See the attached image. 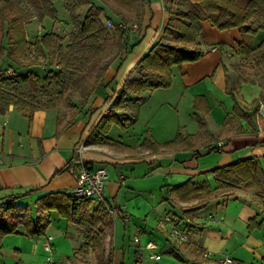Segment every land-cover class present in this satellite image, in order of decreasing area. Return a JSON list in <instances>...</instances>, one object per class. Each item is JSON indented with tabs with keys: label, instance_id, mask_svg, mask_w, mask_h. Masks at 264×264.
Wrapping results in <instances>:
<instances>
[{
	"label": "crops",
	"instance_id": "obj_1",
	"mask_svg": "<svg viewBox=\"0 0 264 264\" xmlns=\"http://www.w3.org/2000/svg\"><path fill=\"white\" fill-rule=\"evenodd\" d=\"M190 1L184 0L186 6L190 5ZM165 3L166 0H149L137 31L127 35L128 46L137 43L129 52H123L106 73V79L113 78L112 82L98 87L73 118L62 119L55 108L34 111L30 122L13 105L5 112L0 111V203L7 200L16 203L29 198L34 200V206H24L33 213L32 217L41 216L49 221L50 214L56 210L40 209L36 199L49 192L68 194L67 190L76 185L73 165L82 159L90 167L104 166L108 172L104 198L113 212L110 213L104 204L93 200L87 202L89 211L95 206L105 207L107 211L110 223L107 226L103 223L102 228L111 243L108 261L134 264L139 255L131 236L136 234V227L139 226L142 244L159 239L156 252L160 255L168 252L185 264H215L214 261H218L222 255L236 259L238 264H264L262 202L253 189H216L211 172L214 167L236 159H261L264 156V120H256V105L253 103L254 100H258V103L264 101V80L255 77L256 73H259L258 77L264 75V69L257 67L252 58L247 59L237 52L239 42L246 41L250 36L254 40L258 34H264V30L256 35L236 27L219 30L208 20H203L197 43L206 52L197 61L185 62L181 68L172 67V82L168 87L172 91L163 92L174 94L173 90L176 89L175 93H179L176 104L183 101L188 103L194 114L190 116L192 128L184 130L186 123L178 122L176 126H168L159 132L160 140L153 136V130L148 132V137L163 143L174 139L178 131L193 134V147L152 152L140 145V137L132 142L130 139L111 137L109 130L116 123L107 132L114 142L95 144L87 138L99 115L109 113L108 100L114 98L130 73L136 74L134 67L137 61L162 37L169 17ZM32 20L39 19L32 16L25 22L26 36L30 41L43 33L32 36L33 39L28 37L27 28ZM262 40L264 36L251 44L257 46ZM155 91L145 92L147 95L143 93L142 101ZM136 96L129 94L127 97L133 99ZM140 102L127 101L128 109L117 111L118 115H128L132 110L131 104ZM195 117L204 122L202 129ZM81 144L84 148L79 151ZM186 180L207 182L216 197L204 203H198L197 199L179 201L173 195L168 198L167 191ZM226 191L232 194L227 195ZM146 195L147 198H143ZM79 210L71 208L72 216L77 218ZM165 215L171 216L172 222L161 227L159 220ZM69 224L74 226V232L65 234L75 237L76 242L67 243L71 248V251H67L71 255H63L65 258L59 264H84L82 255L77 253L84 242L82 231L75 222L70 221ZM173 225L188 233L186 242L176 244L172 239L168 230ZM18 228L19 233L26 234ZM4 238L1 240L2 249L11 251L4 248ZM12 247L17 253L0 256V264H9L4 259L8 256H12L14 264H19L24 248ZM38 249L39 243H30L32 254H36ZM203 250L210 251L212 256L202 257ZM150 253V250H143V258L153 259ZM143 258L142 264L145 263ZM54 261L52 264H58ZM91 264H97L96 260H92Z\"/></svg>",
	"mask_w": 264,
	"mask_h": 264
},
{
	"label": "trees",
	"instance_id": "obj_2",
	"mask_svg": "<svg viewBox=\"0 0 264 264\" xmlns=\"http://www.w3.org/2000/svg\"><path fill=\"white\" fill-rule=\"evenodd\" d=\"M55 1L58 0H35L34 7L39 20L45 17L57 19ZM61 1L71 25L67 43L63 42V35L54 30H47L32 41L28 40L26 21L7 12L9 0H0V59L4 57L11 62L8 65L10 67L0 70L1 112L13 105L30 122L34 111L55 108L58 101L74 107L76 104L85 106L98 87L112 82L113 78L106 79V73L113 62L137 43L128 46L127 33L117 26L108 27L103 20H110L113 16L126 22L134 17L139 23L149 3V0H98L101 4L95 0ZM170 1L173 3V0ZM166 8L169 17L163 27L162 37L137 61L134 67L136 74L130 73L124 79L111 101L109 113L99 115L92 124L87 137L90 142H114L107 132L113 123L124 128L127 126V121L122 122L117 111L124 109L129 94L137 95L134 99L140 102L144 99L141 96L144 92L168 88L172 82V67L181 68L183 63L197 61L204 55L206 51L197 43L203 20H208L219 30L236 27L251 35L264 30V0H191L190 7L185 11H171L169 6ZM237 52L247 59L252 58L257 67L264 69V40L257 46L241 41L237 44ZM37 66H46L45 72L37 73ZM77 91H80L78 103H74L73 95ZM253 103L257 107L258 100ZM135 113L133 111L131 117L122 116L133 121L136 119ZM73 114L72 118L75 116ZM195 118L202 129L204 122L199 117ZM194 139L193 134L178 131L174 139L163 143L145 136L140 145L152 152L186 149L194 146ZM211 172L216 189H253L264 206V156L261 159H236L214 167ZM167 192L168 198L173 195L179 201L197 199L198 203L216 197L205 181L195 183L186 180ZM225 193L232 194L228 191ZM88 201L90 199L75 205L68 194L57 191L38 197L36 205L43 210H56L60 216L77 224L85 238L77 251L96 250L101 253L105 237L102 224L107 226L110 220L105 207L95 206L89 211ZM71 208L80 209L77 218L72 216ZM17 224H22L28 235L43 233L46 227L42 217L33 218L26 206L12 200L0 203V256L17 253L16 249L7 251L1 247L5 235L18 232ZM105 262L98 261L97 264H108L110 261Z\"/></svg>",
	"mask_w": 264,
	"mask_h": 264
},
{
	"label": "rangeland",
	"instance_id": "obj_3",
	"mask_svg": "<svg viewBox=\"0 0 264 264\" xmlns=\"http://www.w3.org/2000/svg\"><path fill=\"white\" fill-rule=\"evenodd\" d=\"M95 1L96 3L101 4V2H99L98 0H95ZM9 3L10 4L7 6V12L12 15L20 17L22 21H28V18H31L32 16L35 17L37 15V11L34 7L35 0H9ZM165 4L171 8V11H176L177 9L185 11L190 7V5L186 6L184 0H173V3H171L170 0H166ZM56 9H57V19L56 20H52L50 17H45L41 21L32 20L30 22L27 28L28 37H30V39H33L32 36L39 35L41 32H45L47 30H51L52 28H54V30L58 31L59 33L63 35L64 37L63 42L67 43L68 38H69V33L71 30V25L69 23L68 14L66 10L64 9L63 2L61 0L57 1ZM104 21L105 20H103V22ZM109 21L114 23L116 26L118 24H121V25L123 24L122 29L127 33V35L130 34V32L137 31L139 27L137 23V19L134 17H131L130 20L124 22L118 19L117 17L111 16ZM60 22H63V23H60ZM262 36H264V34L260 33L256 36V38H254V40L250 36L248 39H246L245 42L247 43L252 42V44L253 42L257 43ZM10 63L11 62L7 58H4V57L3 59L1 58L0 59V70L4 71L6 67H10L8 66ZM35 68H36L37 73L39 74H43L46 70V66H37ZM248 75L251 76V73L249 72ZM258 76H259V73H256L255 77L258 80L259 78L264 80V75H262L261 77H258ZM255 77L254 79L257 80ZM177 83L179 84V82ZM156 89H160V90L155 91ZM156 89L150 92L152 93L155 91L154 94L147 97L148 99L146 98L147 100L142 101L139 104H134V105L131 104L132 106L129 105L132 107V110H131L132 112L136 111L135 120L129 121L124 116L119 114L120 115L119 118L122 122L127 121V126L124 128L119 124L112 125L109 130V135L111 137H114L115 139H122V138L130 139L132 142V141H136L138 137L143 139L145 136H149L148 132L150 130H153L154 132L153 136H156L157 139L160 140L161 137L158 136L159 132H161L162 130H166L168 126H176L178 122L186 123V126L183 127V129L192 128L191 127V124L193 123L192 118H191L193 116V115L191 116V114H193L191 113L192 109L191 107H189L188 103H186L185 101L179 102L178 105L176 104V101L179 98V93H175L176 89L175 91L173 90L174 94H164L167 92H163V91H168V93L172 91L168 88L167 90H165L166 88H156ZM79 92L80 91H77V93H74L73 95L74 103H78ZM143 95H147V93L144 92ZM129 99L127 101H131V103L135 102L134 98L130 100ZM111 101L112 100H108L109 110L111 107L110 105ZM83 108L84 106L81 107L80 104H76V106L74 107V106H70L67 102H63V101L62 102L58 101V104L55 107V109L59 111L60 117L66 120L72 118V116L74 115L73 113H76V112L79 113L78 111ZM126 109H128V104H125V107L123 110H126ZM123 110H120V111H123ZM131 111L128 113V115L126 114V116L131 117L132 115ZM152 139H154V137ZM77 168L78 167H76V165H73L74 170ZM69 190H67V192H69ZM143 198H147V195L143 196ZM16 204H20V205L28 204V207L31 208L34 206V200H30L29 198L20 199L16 201ZM207 212L208 211H206V213ZM31 214L33 215V213ZM35 217L36 216H34L33 218ZM42 220L46 226L45 230L43 231V233L35 234L34 237L30 235H26V234H21L19 232L5 235L6 238H4V241H3L4 248H8L11 251L14 250L12 246H17L22 249L24 248L23 256L20 255L21 257L19 260V264H46L48 253L43 250V243L45 240H47L48 234L53 236L52 243L54 246H56L55 250H53V254L51 255L52 256L51 261L55 260L54 262H57L59 264L60 260L61 259L64 260L66 255H71V253H68L67 251V250L71 251L70 245H68L67 243H72L71 241L76 242V239L75 237H69L68 235L66 236L65 234V232H74L73 230L74 226H71L69 224L70 221H68L65 217L60 216V214L56 211L50 214L49 221L44 219L43 217H42ZM156 224H157V219H156L155 225ZM17 226H19L18 228L19 230H23V232L25 233L23 225L17 224ZM131 238L133 240L132 236ZM82 240H84L85 242L83 233H82ZM84 242H82V245ZM158 242L157 244H159ZM30 243L31 244L39 243V249L36 254H32L30 250ZM103 243H104V246H103V251L101 253H99L96 250H89L85 252V251H82L81 249V252L78 251L77 253L82 255V262L85 261L84 264H91L92 260H96V262L102 261V263H106L105 261H108V258H109V253H108L109 247L111 246V243L106 233H105ZM41 245H42V248H41ZM117 245L119 246V243H117ZM161 256L162 258L159 260H154V259H150L149 257H145V259L143 258L145 262L144 264H185L181 259H179L178 257H175L174 255L169 254L168 252H162ZM202 257L204 256L202 255ZM4 259L9 264L15 263V260L12 258V256L11 257L8 256Z\"/></svg>",
	"mask_w": 264,
	"mask_h": 264
},
{
	"label": "built area",
	"instance_id": "obj_4",
	"mask_svg": "<svg viewBox=\"0 0 264 264\" xmlns=\"http://www.w3.org/2000/svg\"><path fill=\"white\" fill-rule=\"evenodd\" d=\"M105 24L108 27L116 26L114 23L109 20H105ZM123 25V24H122ZM121 24H118V28H122ZM255 117L256 120H264V101L258 103L255 109ZM220 145V144H218ZM84 148L83 144L79 146V151ZM77 169L74 170V175L76 179V185L72 187L68 195L71 197L72 201L79 204L82 200L90 199L96 201L98 203L106 205V208L110 213L113 212V208L109 207L105 202L104 198V187L108 177V172L104 166L90 167L87 163H85L82 159H79L76 162ZM172 222V218L169 215L162 216L159 220V224L161 227L166 223ZM141 231V227H136V234L133 236V241L137 245L138 259L135 260L134 264H142L143 258V250H150V257L158 260L160 258V253L155 250L158 248V245L153 240H148L144 244L140 241L139 232ZM169 235L176 242V244H182L188 240V233L184 230H181L178 226L173 225L169 230ZM52 235L47 236V240L44 242L43 248L48 253L46 264H52L51 255L53 253V244L51 243ZM202 255L205 258L212 256V253L208 250H203ZM218 262L222 264H238V261L228 255H224L218 258ZM108 264H115L110 261Z\"/></svg>",
	"mask_w": 264,
	"mask_h": 264
}]
</instances>
